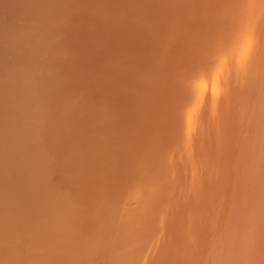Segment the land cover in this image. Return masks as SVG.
<instances>
[{"label": "bare ground", "instance_id": "bare-ground-1", "mask_svg": "<svg viewBox=\"0 0 264 264\" xmlns=\"http://www.w3.org/2000/svg\"><path fill=\"white\" fill-rule=\"evenodd\" d=\"M118 1L131 7L92 32L74 2L0 0V264H85L95 250L98 264H264V0ZM89 35L108 38L118 88L150 98L141 121L96 108ZM35 134L41 163L21 152ZM48 163L90 186L96 227L84 208L34 222L36 194L78 204V190L37 185Z\"/></svg>", "mask_w": 264, "mask_h": 264}, {"label": "rangeland", "instance_id": "rangeland-1", "mask_svg": "<svg viewBox=\"0 0 264 264\" xmlns=\"http://www.w3.org/2000/svg\"><path fill=\"white\" fill-rule=\"evenodd\" d=\"M124 2H127V3H129V0L127 1V0H123ZM72 2H74L75 4H74V9H76V10H78V11H80V15L81 16H84V17H88L89 19L90 18H92V19H94L95 21L90 25V23L88 22V21H86L87 22V24L91 27V31L92 32H97L96 30V28L98 27V24H99V22L101 21V20H105L106 19V15L104 16V14L102 15V13H104V12H106V11H109V10H112V12H109V13H111V15H113V18L114 19H116L117 18V16L118 15H121L123 12H124V10H123V8L124 7H127L129 4H125V6H124V4H122V2L121 1H118V0H111V1H109V0H104V2L102 1V0H100V1H97V0H67V3L69 4V6H70V4L72 3ZM81 2V3H80ZM110 2V3H109ZM113 4H112V3ZM86 3V4H85ZM131 3V2H130ZM107 4V5H106ZM116 4V5H115ZM119 5V6H118ZM113 6V8H111ZM118 6V7H117ZM94 7V8H93ZM115 7H117V8H115ZM128 7H131L130 5L128 6ZM108 8V9H107ZM101 9L103 10V12L101 11ZM116 10V11H115ZM96 11V12H95ZM114 12V13H113ZM116 14V15H115ZM96 16H97V18H96ZM101 16V17H100ZM84 17H81L82 19L84 18ZM102 17H104L103 19H102ZM87 20V19H86ZM97 21V22H96ZM80 23V22H79ZM84 23V22H83ZM94 24V25H93ZM81 28V27H80ZM80 28H77V32L80 34V35H83V32L81 33V30H80ZM82 29L84 30L85 29V26L83 27L82 26ZM94 38H96L97 36H93ZM92 36H88V37H81L80 36V38H79V42H80V44H82L84 47L86 46V44L87 45H89L90 47H91V44H92V42L93 41H95L94 40V38H93ZM116 37V36H115ZM125 39H127V38H124L123 40H125ZM101 40V38H99V37H97L96 38V45H97V47L96 48H94V46H93V51H91V49H88L87 47V52H88V54H87V56L89 55L90 56V59L92 58V60H93V58H95L96 59V62L94 63V64H91V67H90V69H88V68H86L85 69V72H84V76H83V79L87 82L85 85L88 87V83L90 82V80H92V83H90V88L88 87V92L89 93H91V95H93L94 97H93V99L95 100L94 101V103L96 104V108H98V109H101V112L100 113H103L107 118H111V117H116L117 118V116H120L121 117V119L123 118L124 120L126 119H128V118H130L131 120H133V122H135L136 120H139V121H141L140 119H139V117H141V114L140 113H138L141 109V111L140 112H142V113H144L143 112V110H145V108H144V105L142 104L144 101L146 102V104H148V105H151L150 103H148L147 101H146V98H147V100H150V98H148V96L146 95V94H144V95H142V93H140V98H139V95H138V97H136L135 95H132V94H130V92H125V91H123L122 89H123V87H124V84L126 83V84H129V82H126L127 80H125L126 78H128L127 76L128 75H124L123 76V74H122V68L121 67H119V65H116L115 63H116V61L117 60H115L114 61V59L112 60V55H110L109 54V51H108V49L106 48H104L103 46H101V45H104V43H106V42H108V38L105 36L104 38H102V41H100ZM120 41V43L122 44L124 41ZM126 41V40H125ZM127 42H128V40L125 42V43H123V44H125V46L127 45ZM63 43H64V41H63ZM99 44V45H98ZM115 45V43L113 44L112 42H111V44L109 45V47L110 46H114ZM50 45H47L46 46V51H48L49 52V55L46 53V57H50V59H51V51H50V49H52V47H50ZM111 48V47H110ZM118 57H120V56H118ZM109 58H110V60H109ZM118 59V58H117ZM52 60V59H51ZM125 60V61H124ZM128 61V55H127V57L126 56H124V59H123V64L125 63V62H127ZM107 62V63H106ZM97 63V64H96ZM100 63V64H99ZM99 64V65H98ZM98 65V66H97ZM102 66V67H101ZM116 66H118V67H116ZM125 66V65H124ZM113 67V68H112ZM105 68V69H104ZM92 69V70H91ZM111 69V70H110ZM21 69H19L17 72H15V76H16V78H20V77H22L23 75H25V73H22L21 71H20ZM106 70H108V71H106ZM92 71V72H91ZM93 71L95 72L94 74H93ZM103 71H105L104 73H103ZM111 71V72H110ZM116 71H118V72H116ZM106 72H108V73H106ZM113 72V73H112ZM94 75V79H92L93 78V75ZM97 73V74H96ZM98 73H100V74H98ZM126 73V72H125ZM128 73V72H127ZM21 74V75H20ZM95 74H96V76H95ZM103 74V75H102ZM108 74V75H107ZM110 74V75H109ZM117 74H118V76H117ZM82 75H83V72H82ZM100 75H102L101 77H100ZM105 75H107V76H109V77H107V76H105ZM114 75V76H113ZM121 75V76H120ZM20 76V77H19ZM88 76H90V77H88ZM111 76H113V77H115V78H113V77H111ZM118 78H117V77ZM101 78V80H100V78ZM100 80V83H99V80ZM117 78V79H116ZM96 79V80H95ZM115 79H116V81H115ZM141 79V78H140ZM89 80V81H88ZM98 80V82H96ZM111 80H113V81H111ZM102 81V82H101ZM120 81V82H119ZM103 82L106 84H103ZM116 84H115V83ZM102 86V84H103V88L99 85V84ZM118 83H120V84H118ZM110 84V85H109ZM112 84V85H111ZM139 84L140 85H142L143 86V83H140L138 80H137V87L139 88ZM92 85V86H91ZM105 85V86H104ZM117 86V87H113V86ZM118 85L119 86H122V89H120V87L118 88ZM100 87V88H99ZM93 88H95V89H93ZM108 88V89H107ZM92 89V90H91ZM99 89H101V90H99ZM103 89V90H102ZM117 89V90H116ZM119 89L120 90H122V91H119ZM94 90H95V92L97 93H93L94 92ZM108 90V92H107V94L109 95H107L106 94V91ZM112 90V91H111ZM116 90V91H115ZM100 91V92H99ZM101 91H105L104 93L103 92H101ZM119 93H118V92ZM116 92H117V94H116ZM124 92V93H123ZM99 93H103V95L102 94H99ZM128 95H127V94ZM98 96H100V97H97L96 95ZM105 95V96H104ZM111 95V96H110ZM114 95V96H113ZM130 95H131V97H130ZM146 95V96H145ZM116 96V97H115ZM124 96V97H123ZM135 96V97H134ZM143 96V97H142ZM80 97V96H79ZM126 97V98H125ZM129 99H128V98ZM145 97V98H144ZM96 98V99H95ZM103 98V99H102ZM109 98V99H108ZM116 98V99H115ZM119 98H121V102L119 101ZM122 98H123V100H122ZM133 98V99H132ZM81 99V98H80ZM80 99H79V101H80ZM110 99H112V100H110ZM135 99V100H134ZM141 99L142 100H144L143 102L141 101ZM26 100H28V99H26ZM97 100V101H96ZM100 100V101H99ZM108 100V102H106ZM117 100V101H116ZM137 100H139V101H137ZM39 102L41 101V99L39 98V100H38ZM115 101V102H114ZM21 102H23V99H22V101ZM20 101H15V102H11V106L12 107H17L18 106V104L19 103H21ZM99 102V103H98ZM109 102H112V103H109ZM130 102V103H129ZM140 102V103H139ZM150 102V101H149ZM94 103H93V100L91 99V105H94ZM115 103H118V104H116L115 105ZM120 103H122V104H120ZM127 103V104H126ZM138 103V104H137ZM106 104H107V106H108V104H109V106L107 107L106 106ZM112 104H114V105H112ZM130 104V105H129ZM132 104V105H131ZM134 104V105H133ZM139 104H140V107H139ZM104 105V106H103ZM122 105V106H121ZM100 106H102V107H100ZM115 106V107H114ZM125 106H127V107H125ZM141 106H142V108H141ZM112 107H114L113 109H112ZM121 107V108H120ZM124 107V108H123ZM131 107L133 108V109H131ZM126 108V109H125ZM151 108V107H150ZM81 109V108H80ZM105 109V110H104ZM107 109V110H106ZM109 109H112L113 111H111V110H109ZM120 109H121V111H120ZM128 109V110H127ZM135 109V110H134ZM138 109V110H137ZM140 109V110H139ZM105 111V113H104V111ZM126 111H129L130 112V114H129V112H126ZM146 111V110H145ZM150 111H151V109H150ZM111 114H110V113ZM152 112V111H151ZM113 113V114H112ZM128 113V114H127ZM140 114V115H138V114ZM109 114V115H108ZM127 114V115H126ZM124 115V116H123ZM129 115V116H128ZM12 116H14V120H15V123H23V116L20 114V113H18V114H16V112L12 115ZM22 116V117H21ZM123 116V117H122ZM138 118H137V117ZM35 118H37V120H40V118H41V116L40 115H38V116H36ZM135 118H136V120H135ZM35 121V120H34ZM29 122H31V120L29 121ZM135 125V124H134ZM141 129V127L139 128V130ZM68 133H70V131L69 130H64L63 131V134L65 135V134H68ZM37 136V137H36ZM80 139V138H79ZM41 141H43V134L42 135H40V134H35V136L34 137H29L28 138V140H27V142H26V144H25V146H24V148H23V151H21L22 153H25L24 155L29 159V161H33V162H36V163H38V162H40L41 163V161L36 157V154H37V152L35 151L36 149L38 150V148H37V143L38 144H40L41 143ZM82 141V140H81ZM44 142V141H43ZM79 143H81V142H79ZM84 143V142H83ZM86 147H84L83 146V149L82 148H80V150H79V153H77L78 154V159H79V157H81L82 156V158H83V156H84V154H85V158H83V159H81V161L83 162V173L81 174V177L83 176V174L84 173H86V172H84V170H88V168H89V157L88 158H86ZM81 153V154H80ZM31 154V155H30ZM80 155V156H79ZM31 158V159H30ZM33 158V159H32ZM73 159V164H77V158H72ZM38 161V162H37ZM74 161H76V162H74ZM87 161V162H86ZM86 163V164H85ZM54 164H55V162H54ZM23 166H24V170L25 171H27V167H28V164H27V162H24L23 163ZM42 166H45V168H46V170L45 171H47V173H50V172H52V174H53V176H50L49 175V177H47V178H45L44 177V179H43V181H41V182H36L37 183V185H39L40 186V184L42 185V187L43 188H45V191H47V193L48 192H51V191H55L56 189H60V190H63L64 188H67V191H69V190H78L79 191V196H78V198L76 199V197H75V199H76V202L78 203L77 204V206H75L74 205V203L72 202V205L71 206H69L70 205V202H68V205L67 206H65L64 204L66 203L65 201L66 200H62V198H57V199H52V201H49V200H47L45 197H43L42 195H40V194H36L35 195V197H34V199H35V201L33 202V206L32 207H29V209L31 210V218L34 220V222L36 223V222H44L45 221V219H51V216L52 215H55L54 214V212L55 211H58L60 214V217L61 218H63L62 216H63V211L64 212H66L67 210H71V211H76V209H78L79 208V210H81V211H83L82 210V208H84V209H90V211H92V213L95 215V217H96V221L95 220H93V223H89L88 221H90V220H88V219H85V220H82L83 222H81V224H82V226L83 227H85V225H88V224H91V225H93L94 227H96L98 224H99V220H97L98 218H97V216H96V207L94 206L97 202V200L94 198V195L95 194H93L91 191H92V189L90 188V186L88 187V185H86L84 182H83V180H82V178L80 177V175L77 177V179L79 180V181H81V182H79L77 179H75V178H70V174H64L63 172H61V169H60V167L59 166H57V167H54V166H51L49 163L48 164H43ZM86 168H85V167ZM57 174H59L58 176H57ZM64 178H67L69 181H70V183H66L63 179ZM81 178V179H80ZM71 179H74V181L73 180H71ZM76 181V182H75ZM74 182H75V185H74ZM79 182V183H78ZM70 184V185H69ZM79 184H82L83 186H80ZM85 184V185H84ZM73 185V186H72ZM70 186V187H69ZM72 186V187H71ZM75 186V187H74ZM78 187V188H77ZM88 187V188H87ZM75 188V189H74ZM87 188V189H86ZM64 191V190H63ZM86 192H88V193H86ZM89 192H91V193H89ZM80 193H81V195H80ZM71 195H73V192L72 193H70ZM89 194H91V195H89ZM89 195V196H88ZM91 199H90V198ZM88 198V199H87ZM67 199V198H66ZM73 199V198H72ZM69 200V199H68ZM92 200V201H91ZM70 201V200H69ZM91 202V203H90ZM95 202V203H94ZM89 203V204H88ZM84 205V206H83ZM90 205V206H89ZM87 206H89V207H87ZM87 207V208H86ZM84 212V211H83ZM80 213H82V212H80ZM85 213V212H84ZM14 216H16L15 214H14ZM27 220V216H24L23 217V219H22V221H26ZM92 221V220H91ZM88 222V223H87ZM114 240H118V234L115 236V238H114ZM113 248H110L109 249V251H110V254L113 252ZM112 251V252H111ZM33 253V252H32ZM100 253H98L96 250H95V252H93L92 253V255H89L88 257H87V259H86V261L84 260V262H85V264H98V263H100L101 262V256L99 255ZM46 256V254H44V257ZM91 260H90V259ZM99 258V259H98ZM91 261V262H90Z\"/></svg>", "mask_w": 264, "mask_h": 264}]
</instances>
